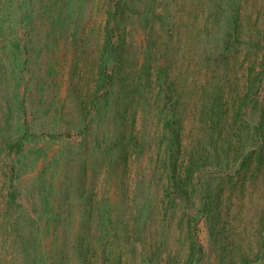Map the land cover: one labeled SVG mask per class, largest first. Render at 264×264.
Returning a JSON list of instances; mask_svg holds the SVG:
<instances>
[{"label":"rangeland","instance_id":"obj_1","mask_svg":"<svg viewBox=\"0 0 264 264\" xmlns=\"http://www.w3.org/2000/svg\"><path fill=\"white\" fill-rule=\"evenodd\" d=\"M108 1L0 0V264L185 262V204L163 201L166 178L155 167L160 134L155 111L167 102L166 95L154 100L157 80L189 105L182 137V152L188 153L208 134L201 109L213 75L228 65L230 100L245 92L247 70L256 62L251 48H264V0H149L150 9L127 25L124 36L143 79L150 67L153 88L143 94L152 105L145 103L124 126L127 88L115 83L107 91L100 70ZM234 27L237 47L216 62L223 33ZM206 52L213 55L207 58ZM93 93L100 100L91 118ZM259 96L264 103V81ZM258 108L251 104L248 122L257 118ZM232 127L244 129L238 122ZM131 129L140 142L126 146L124 157ZM203 176L202 188L221 193L218 226L231 243L228 251L221 247L224 254L240 246L254 258L252 242L264 218V164L246 176L213 167ZM196 224L203 264H219L222 242H209L204 218ZM102 239H109L108 249Z\"/></svg>","mask_w":264,"mask_h":264},{"label":"trees","instance_id":"obj_2","mask_svg":"<svg viewBox=\"0 0 264 264\" xmlns=\"http://www.w3.org/2000/svg\"><path fill=\"white\" fill-rule=\"evenodd\" d=\"M144 2L147 8L142 6ZM148 3H150L149 0H118L115 2L109 0L105 10L106 19L102 46L104 59L103 63L101 61L100 70L101 74H103L101 76L104 77L107 91L115 83H121L122 87L125 86L127 88L125 96L129 97L124 98L127 101L124 103V109L119 105L125 115L123 117V126L127 121H135V112L139 113L141 108L144 109L143 105L150 100L148 99L149 95L143 94L144 90L147 89L149 91L150 88H153L151 77L149 76V65L145 67L146 76L143 79L144 72H140L136 67H133L132 62L135 59L133 61L129 59L132 54L126 49L127 45L125 44L124 36L127 25L132 24L137 16H144L146 14L144 11L150 9ZM202 30L205 35L204 41H206L209 39L207 38L209 35L208 29L203 28ZM237 33L236 27L223 33L219 52L216 54L219 58L216 62L225 61L230 54V50L237 47L235 42V40L239 39ZM252 49H254L256 54V62L254 61V64L249 66L245 92L238 96L237 99L230 100V93L226 91L227 82L231 79L227 76L228 65L223 67L224 69L221 70L219 76L213 75V79L216 80L206 89L205 95L208 98L202 103V111L200 110L203 113H201L203 132L208 133L207 137L203 139L204 135H202L191 146L188 153L185 154L182 152V137L184 120L189 105L188 103H183L181 96L176 94L173 88H169L167 83L164 86V82H161L163 81L162 79H159L160 81L157 80L159 92L153 95L154 100L156 102L162 101L166 95L167 102H162V106L155 111V124L160 130L158 138L159 157L156 158L155 167L160 166L163 170V175L161 176L164 179L166 178L163 189V201L174 202L178 199L185 204V213H187L189 218L187 220L189 250L184 264H203L204 262L206 254L204 255L202 245L198 241L196 230V220L199 218H204L205 220L206 228L210 232L209 242L214 243V245L218 241L222 242L219 250L220 256L218 255L219 258L216 263L237 264L238 261L239 264H264V218L261 219L260 227L255 232L257 240L252 242L256 246L254 258H248L240 246L236 247L237 253L226 256L223 250L228 251L227 247L231 243L224 234L225 230L222 231V228L218 226L223 214V208H220L222 206L221 193L218 192L214 195L210 190L202 188L203 183L201 182L203 175L210 171V167H213L217 173L220 172L226 175L233 173L239 177L241 175L246 176L250 173L251 168L257 170L264 164V103L260 104L259 101V91L264 81V48ZM212 55V52L209 54L206 52L207 58ZM112 57L113 59H111ZM206 57L205 59H207ZM256 65L258 69L254 71ZM159 71L162 74V70L160 69ZM165 77H167V74ZM99 100L98 93L90 94L88 97L90 108L93 110L91 118L98 114ZM119 100L120 98L117 99L116 106ZM147 104H150V107L152 105L151 103ZM251 104L254 106L259 105L258 110H256L258 115L257 118L248 122L246 116ZM129 112L131 118L128 120L127 115ZM237 122L243 124V132L241 130H233L232 126L237 124ZM128 133L130 137L127 142H124L125 137L122 133L117 136L121 143L124 142L125 146H122L124 157H126V149L128 148L126 146H135L140 142L137 134L133 135V129L129 130ZM102 149L101 151L94 150L92 153L98 151L101 153L103 152ZM105 150L111 151V148L106 147ZM106 155L111 157L109 154ZM106 155L105 157H107ZM112 160H116L113 154ZM106 228L107 232L112 230L109 220H107L104 229ZM102 240H105L103 243L104 245L106 244L105 247L108 249L107 243L110 242L108 241L109 239Z\"/></svg>","mask_w":264,"mask_h":264}]
</instances>
